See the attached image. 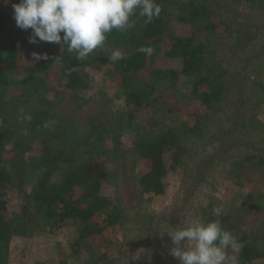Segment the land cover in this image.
<instances>
[{"label": "rangeland", "instance_id": "374dc122", "mask_svg": "<svg viewBox=\"0 0 264 264\" xmlns=\"http://www.w3.org/2000/svg\"><path fill=\"white\" fill-rule=\"evenodd\" d=\"M187 2L164 1L162 7L170 16L168 28L159 44L145 47L148 65L135 74L138 86L151 87L149 97L154 98L158 114L151 113L150 124L154 123L156 132L197 125L184 137V151L176 169L165 178L163 194L142 195L137 187L136 170L131 166L133 141L138 128L147 130L149 122L145 111L135 112V120L127 121L130 107L118 69L120 59L109 58L111 49H103L92 64L75 68L83 79L76 92L65 87L61 61L51 69L54 75L48 78V93L28 89L21 72L8 76V109L0 113V129L6 138L1 165L14 183L5 196L11 237L7 245L0 241V264H92L101 256L102 264H139L147 251L157 258L169 255L162 264H180L171 255L175 245L165 231L186 227L195 219L207 221L208 212L212 218L215 208L228 217L219 221L242 245L234 253L238 264H264V173L247 164L242 171L236 169L246 155L264 157V6L253 7L243 0H194L207 6L231 32L218 30L211 43L217 45L212 46L216 62L234 77V90L221 101L211 98L204 102L193 94V78L179 73L180 62L165 56L171 38L193 32L192 27L175 20ZM0 6L6 12L9 9L8 1L0 0ZM133 22L139 21L130 24ZM127 50L120 52L124 56ZM55 51L59 54L60 46ZM158 70L166 74L156 79ZM55 73L60 80L54 79ZM40 110L59 119L44 128V133L58 132L49 148L57 155L59 166L48 178L50 186H60L72 172L81 174L89 156L103 163L105 177L93 203L84 197L89 188L81 183L72 194V200H80L74 204L78 208L96 207L91 224L102 229L97 237L82 239L77 224L65 223L52 230L35 213L32 189L44 174L38 159L42 147L35 145L42 138ZM93 119L107 132L98 140L87 139L89 153H85L75 144L84 147L82 140L90 135L89 121ZM18 140L31 143L21 160L15 151ZM207 206L211 207L205 213ZM245 248L258 254L245 258Z\"/></svg>", "mask_w": 264, "mask_h": 264}, {"label": "trees", "instance_id": "16d2710c", "mask_svg": "<svg viewBox=\"0 0 264 264\" xmlns=\"http://www.w3.org/2000/svg\"><path fill=\"white\" fill-rule=\"evenodd\" d=\"M7 1L9 3L7 12L0 6V113H5L8 109L5 98L7 96L8 76L10 74L21 72L24 75V81L28 89L36 92L35 94L41 91L48 93L50 91L48 86L51 83H48V78L53 73L51 69L55 68L57 62L61 61V72L66 78L65 87L76 92L83 84L82 76L79 71L75 70L76 67H80L83 64H92L105 48H109L112 51L128 49L118 63L125 90V101L130 107L125 116L128 122H133L135 120V112L145 111L146 119L149 122L148 125H145L148 127L147 130L143 126L138 128L139 131L133 141L134 156L131 166L136 170L137 187L142 195L163 194L167 186L165 178L176 169L181 159V153L184 151V137L196 130L197 126L193 128L187 125L168 127L161 132H156L154 130L155 126H152L154 123L150 124L152 114H158V110L153 105L154 98L150 100L149 97L151 95L148 92L151 87L147 88L142 84L139 86L136 84L135 74L143 71L148 65V53L145 47L148 44H159L168 28L170 16L165 8L162 7L165 0H155L161 7V12L152 22H146L145 18L139 15V9H137L136 14L130 17L129 26L126 29H114L108 33L104 45L95 49L83 60L78 59L75 52H68L67 45L63 48L62 45L55 43H30L29 36L32 30L25 31L20 29L14 20L12 5L19 3L20 0ZM243 1L253 7L264 6V0ZM135 19L139 22L130 24ZM175 20L184 27H192L193 32L188 36L183 35L171 38L169 50H167L165 56L180 62V74L193 78V94L197 95L199 100L205 102L211 98H216L219 101L225 99L229 91L231 89L234 90L232 82L234 77L229 75L225 68L214 59L212 46L215 48L217 45L215 43L212 45L211 40L214 41L215 37L212 36L217 35L220 29L229 32L228 25L223 20H218L207 6L200 4V2L196 4L194 0H188L187 4H184L183 14L177 16ZM56 45L61 48L59 54L55 51ZM33 52L46 54L47 59L35 61L32 56ZM170 73L175 72L170 71ZM163 74H166V71L158 70L155 71L154 77L159 79ZM54 79L56 81L60 80L56 73ZM17 106H20V104ZM42 111L40 110L41 113L37 115L41 123L39 128L42 131V138L35 145L42 147L38 159L41 162L44 174L41 175L32 189L35 213L41 216L52 230H59L65 223L77 224L82 239L97 237L101 234L102 229L98 224H91L96 207L78 208L74 204H79L80 200H72V194L75 192L76 185L81 183V185L89 188L84 197L91 198L92 204V199L98 193L100 182L105 177L102 168L103 163L101 160L89 156L91 159L89 158L88 163L82 167L81 174L77 175L72 172L60 186H50L48 178L59 166L57 155L52 153L49 148L52 144L51 141L58 135L56 134L58 132L50 130L49 133H44V128L46 124L48 127L52 123L59 121V119ZM43 116H45V119L41 121ZM89 122L92 130L89 136L83 137L84 147L74 143L76 148L81 146V151L85 153H89L88 146L85 145L87 139L98 140L107 132L105 126L103 130L99 128L100 125H98L97 120L93 119ZM67 125H70V122ZM5 143V134L0 129V241L7 245L11 233L5 218L7 211L5 196L14 182L11 174L6 173L1 165L2 150ZM27 148H31V143H23L20 140L15 143L18 159L21 160ZM245 164L252 170L264 173V157L260 155H246L236 164V169L242 171L246 168ZM20 170L17 171L20 172ZM79 176L83 178L81 182L76 180ZM210 207H205L204 212L207 213ZM210 216L211 212H208L207 221L221 219L223 222V218H225L224 220L228 219L227 216H222V214L219 217L214 215L210 218ZM242 253L245 258L249 257L251 253L258 254L256 250H248L247 248ZM101 257L94 260L92 264H102L104 258ZM167 257L157 258L154 254L147 251L139 264H147L149 262L162 264V259L166 261Z\"/></svg>", "mask_w": 264, "mask_h": 264}, {"label": "clouds", "instance_id": "9594fccd", "mask_svg": "<svg viewBox=\"0 0 264 264\" xmlns=\"http://www.w3.org/2000/svg\"><path fill=\"white\" fill-rule=\"evenodd\" d=\"M12 7L17 27L32 30L30 43L67 45V51L75 52L80 60L102 47L108 33L126 29L137 9L148 23L161 12L155 0H20ZM32 56L35 61L47 59L42 53ZM109 58L122 59L123 54L114 50ZM213 213L219 217L222 210L215 208ZM165 232L175 245L171 255L180 264H238L234 253L242 245L218 219H195L186 227Z\"/></svg>", "mask_w": 264, "mask_h": 264}]
</instances>
